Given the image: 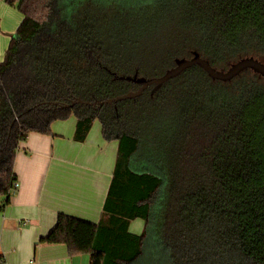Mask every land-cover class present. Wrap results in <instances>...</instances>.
Masks as SVG:
<instances>
[{"label":"trees","instance_id":"obj_1","mask_svg":"<svg viewBox=\"0 0 264 264\" xmlns=\"http://www.w3.org/2000/svg\"><path fill=\"white\" fill-rule=\"evenodd\" d=\"M3 1L23 20L0 64V212L20 143L73 115L76 142L95 121L118 142L113 178L99 223L59 214L41 242L89 264H264L263 78L194 66L153 95L62 108L137 91L117 77L157 78L194 53L217 70L264 63V0Z\"/></svg>","mask_w":264,"mask_h":264},{"label":"crops","instance_id":"obj_2","mask_svg":"<svg viewBox=\"0 0 264 264\" xmlns=\"http://www.w3.org/2000/svg\"><path fill=\"white\" fill-rule=\"evenodd\" d=\"M8 8L0 4V54L16 33L11 35L14 30L2 13L15 12ZM76 126L72 115L51 125L52 136L31 133L20 143L14 163L18 189L0 212L3 264H89L87 255L70 257L66 245L41 242L59 214L94 224L102 217L119 144L104 140L98 121L78 143Z\"/></svg>","mask_w":264,"mask_h":264},{"label":"water","instance_id":"obj_3","mask_svg":"<svg viewBox=\"0 0 264 264\" xmlns=\"http://www.w3.org/2000/svg\"><path fill=\"white\" fill-rule=\"evenodd\" d=\"M174 63V67L166 70L162 76L157 78L146 79L144 77H139L137 74L128 77H117V79L119 80L128 81L139 86V89L137 91H132L125 95L103 102L86 103L80 99H76L71 101V103L63 105L62 108L72 109L77 105L93 107L98 106L99 108H101L103 106L113 104L115 105L118 102L126 100H136L137 98L141 97L144 92H146L150 87H152L151 94L153 95L157 91H159L167 82L179 77L186 70L194 66H198L203 69L213 81H219L223 83L231 82L246 71H252L254 74L264 79V63L252 57L240 59L239 61L231 64L227 70H217L213 68L211 64L207 60L203 59L198 53H194L193 57L189 59H176Z\"/></svg>","mask_w":264,"mask_h":264},{"label":"rangeland","instance_id":"obj_4","mask_svg":"<svg viewBox=\"0 0 264 264\" xmlns=\"http://www.w3.org/2000/svg\"><path fill=\"white\" fill-rule=\"evenodd\" d=\"M0 4L1 5H5V1H0ZM7 6H9L8 4H6ZM11 9H13V11L15 12H12V11H2V13L4 14V18L5 20L7 21L8 23V26H11V27H8V28H11L14 30L12 34L15 33V31H17L19 25L21 24L22 20H23V15L21 14V12L18 10V8L16 6L14 7H11L9 6ZM8 8V9H10ZM19 17V19H18ZM10 38H9V41H8V44L7 46L6 45H3L2 49H3V53L1 52L0 54V64L4 62L5 60V55H6V52H7V49L10 45ZM144 226H145V222L141 219H137L135 220L131 227H130V232L132 234H136V235H140L143 230H144Z\"/></svg>","mask_w":264,"mask_h":264},{"label":"built area","instance_id":"obj_5","mask_svg":"<svg viewBox=\"0 0 264 264\" xmlns=\"http://www.w3.org/2000/svg\"><path fill=\"white\" fill-rule=\"evenodd\" d=\"M17 189H18V184L15 183L14 187H13V190H12V193L15 194ZM3 262H4V259L2 258V256H0V264H3Z\"/></svg>","mask_w":264,"mask_h":264}]
</instances>
